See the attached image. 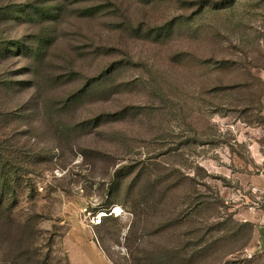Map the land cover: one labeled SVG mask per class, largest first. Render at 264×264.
<instances>
[{"label": "rangeland", "instance_id": "374dc122", "mask_svg": "<svg viewBox=\"0 0 264 264\" xmlns=\"http://www.w3.org/2000/svg\"><path fill=\"white\" fill-rule=\"evenodd\" d=\"M0 109L31 256L82 224L117 264H264V0H0Z\"/></svg>", "mask_w": 264, "mask_h": 264}, {"label": "trees", "instance_id": "16d2710c", "mask_svg": "<svg viewBox=\"0 0 264 264\" xmlns=\"http://www.w3.org/2000/svg\"><path fill=\"white\" fill-rule=\"evenodd\" d=\"M6 116L0 109V264H49L45 258L41 260L38 255H30L27 243L34 239L31 224L23 226L13 216L19 189L31 184V176L37 174V169L30 161L34 157L31 150L16 141L11 131H5L4 128H11L5 122Z\"/></svg>", "mask_w": 264, "mask_h": 264}, {"label": "crops", "instance_id": "0c3cea01", "mask_svg": "<svg viewBox=\"0 0 264 264\" xmlns=\"http://www.w3.org/2000/svg\"><path fill=\"white\" fill-rule=\"evenodd\" d=\"M263 178L264 169L257 180L258 186L262 185ZM261 208L264 209V206L259 205L256 209ZM262 228L255 229L260 248H264V229ZM64 246L70 264H116L105 251L95 230L86 225L73 224L64 237Z\"/></svg>", "mask_w": 264, "mask_h": 264}, {"label": "built area", "instance_id": "2783aa9c", "mask_svg": "<svg viewBox=\"0 0 264 264\" xmlns=\"http://www.w3.org/2000/svg\"><path fill=\"white\" fill-rule=\"evenodd\" d=\"M252 192L256 195L260 205L264 206V178H263L262 185L261 186H254L252 188ZM110 214H114L115 216H119L115 212V208L113 209V211L110 212Z\"/></svg>", "mask_w": 264, "mask_h": 264}, {"label": "bare ground", "instance_id": "6f19581e", "mask_svg": "<svg viewBox=\"0 0 264 264\" xmlns=\"http://www.w3.org/2000/svg\"><path fill=\"white\" fill-rule=\"evenodd\" d=\"M118 210H120V209L118 208Z\"/></svg>", "mask_w": 264, "mask_h": 264}]
</instances>
